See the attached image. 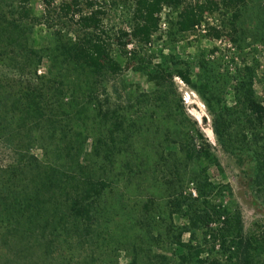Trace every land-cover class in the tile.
<instances>
[{"label": "rangeland", "instance_id": "374dc122", "mask_svg": "<svg viewBox=\"0 0 264 264\" xmlns=\"http://www.w3.org/2000/svg\"><path fill=\"white\" fill-rule=\"evenodd\" d=\"M86 1L54 0L46 9L43 0H29L32 19L27 22L28 45L39 53L40 64L35 72L29 66L0 67V80L6 79L9 86L0 100V177H5V167L14 152L23 153L30 148L44 165L108 185L107 212L105 219H100L98 235L88 244L74 241L70 248L65 244L57 246L52 253L55 263L129 264L135 244L140 254L138 264H143V248L147 253L151 248L153 253L169 257L168 264H178L183 250L169 243L170 235L167 237L171 191L168 184L175 182L174 160L180 161L176 178L183 181V195L196 197L195 187L188 181L192 165L177 154L179 137L185 132L183 126L177 130L176 124L181 126V121L188 127L197 124L195 128L204 138L202 142L196 136L197 142L208 143L219 161L220 169L208 167L217 191L211 202L229 210L238 209L246 239L264 234V188L253 184L254 164L245 152L249 149L229 152L218 143L204 101L179 77L162 85L146 75L153 74L158 66L171 73L182 68L197 81L202 57L218 61L213 102L219 107L230 101L231 77L236 76L237 68H242L245 61L256 68L253 86L264 103V0H247L239 9L236 33L229 25L234 11L223 5L214 13H206L201 26L186 34L178 33L176 13L164 5L158 13V32L146 44L130 35L132 0H99L104 11L102 24L90 34L105 32L102 37L108 43V52L121 67L114 75L107 71L95 73L65 54L82 36L76 23L79 13L70 6L76 2L85 13ZM6 3L13 7L16 0ZM211 28L220 35H209ZM119 31L128 36L121 38ZM118 38L126 45H121ZM196 112L203 114L201 120L195 118ZM228 120L233 124L230 129L240 138L241 119L233 113ZM117 122H123L122 127H117ZM206 128L211 130V138ZM99 140L104 145L102 156L96 158L93 151ZM79 151L82 172L72 162ZM125 162L133 168L140 166V172L130 177ZM147 202H153L148 221L153 234L143 238L142 226L146 222L134 225L138 224L137 211ZM195 205L202 207L199 202ZM172 220L177 226H190L184 215L174 214ZM213 227L214 224L200 225L182 236L184 242L192 240L203 246L201 264L223 260L232 252L221 253L219 242L207 236ZM18 250L0 242V264H22L24 255H17ZM253 264H264V254L256 257Z\"/></svg>", "mask_w": 264, "mask_h": 264}, {"label": "trees", "instance_id": "16d2710c", "mask_svg": "<svg viewBox=\"0 0 264 264\" xmlns=\"http://www.w3.org/2000/svg\"><path fill=\"white\" fill-rule=\"evenodd\" d=\"M99 0H87L88 12H82L76 2L70 6L72 11L79 13L76 21L82 36L77 42L67 48L66 56L80 62L95 73L107 71L114 75L121 70L120 64L110 56L108 43L102 37L104 31L96 30L102 24L101 17L104 11ZM127 1V0H123ZM132 28L130 35L140 44L148 43L152 36L158 32V13L166 5L176 13L175 28L180 34L192 32L204 22L206 13H214L223 5L234 13L229 25L236 33L235 22L238 19L239 9L246 5L247 0H132ZM54 0H43L44 7L50 8ZM29 0H16L15 5L7 4L0 0V67H14L24 69L29 66L35 72L40 64L41 57L37 51L28 45V21L32 18L28 12ZM9 5V6H8ZM68 7V6H67ZM68 8L67 10H69ZM93 33V32H92ZM120 37H127L124 31H119ZM209 35L218 37L220 32L211 28ZM119 43L126 44L118 38ZM21 57L26 64L20 62ZM243 67L237 68L236 76L231 77L232 85L229 99L224 106H217V90L214 78L219 71L218 61H209L204 57L199 62L197 81L187 70L176 68L174 73L168 72L161 66L151 74L146 73L150 81L156 80L158 84L171 83L173 77L191 88L204 101L212 121V131L218 143L227 151L237 148H246L248 156L253 161V184L264 188V103L257 97L253 83L256 68L243 61ZM8 82L0 80V100L4 99L8 90ZM230 103L231 106L228 107ZM236 113L242 127L240 138L230 128L232 122L228 116ZM237 120V121H238ZM176 124L177 130L182 126L185 132L179 137L178 153L186 163H191L192 168L188 181L194 185L196 197L183 195V181L176 178L178 174V160L173 161L175 182L168 184L169 203L167 225L169 243H173L183 250L178 258V264H201L199 260L204 248L202 245L193 244L192 240L184 242L183 234L189 233L190 228L200 225L214 224L207 235L217 244L221 253L231 254L223 260L214 259L211 264H253L256 257L264 254V234L246 239L242 236L243 226L238 209L229 210L225 206L215 205L211 201L215 185L208 175L209 165L220 169L217 157L211 153L208 143L199 144L196 136L204 142L203 135L196 127V123L185 126ZM123 122H117V127H122ZM180 128V129H181ZM179 134V133H178ZM84 141V139H83ZM83 143V142H82ZM104 141L95 144L93 154L96 158L102 156ZM234 149V150H233ZM243 151H240L242 153ZM175 154V152H174ZM175 154V155H177ZM81 152L72 157V162L78 170H84L80 163ZM176 159V158H175ZM130 162V161H129ZM194 163V164H193ZM205 163L206 166H202ZM130 177L140 171V166L133 168L125 162ZM86 169V168H85ZM5 177H0V242L7 248H19L17 255L23 254L22 264H56L53 249L62 244L70 248L74 241H88L100 232V219L106 215L108 185L103 181L77 178L71 174L63 173L50 165H44L27 148L25 152H14L12 161L5 167ZM171 179V178H170ZM196 202L202 207L195 205ZM153 202L142 205L136 218V225L145 221L143 238L152 235L149 225ZM174 214L184 215L189 227L174 224ZM105 219V218H104ZM141 228V227H139ZM140 232V231H139ZM142 233V232H140ZM206 235V234H205ZM205 239V238H204ZM134 245V256L129 264H138L140 254ZM144 252V255H143ZM144 259L143 264H168L169 257L155 254L151 248L148 253L141 249ZM16 255V254H15ZM146 259V261H145Z\"/></svg>", "mask_w": 264, "mask_h": 264}, {"label": "bare ground", "instance_id": "6f19581e", "mask_svg": "<svg viewBox=\"0 0 264 264\" xmlns=\"http://www.w3.org/2000/svg\"><path fill=\"white\" fill-rule=\"evenodd\" d=\"M194 116H195L196 119L201 120L203 114H202V113H198V112H196V113L194 114ZM205 130H206L207 135L211 138V135H212L211 130H210L209 128H206Z\"/></svg>", "mask_w": 264, "mask_h": 264}]
</instances>
